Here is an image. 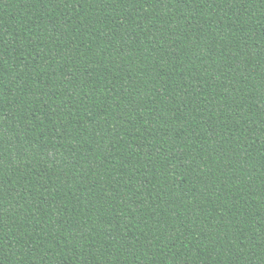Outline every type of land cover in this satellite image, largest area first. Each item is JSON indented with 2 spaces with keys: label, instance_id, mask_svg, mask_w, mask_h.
Segmentation results:
<instances>
[{
  "label": "trees",
  "instance_id": "1",
  "mask_svg": "<svg viewBox=\"0 0 264 264\" xmlns=\"http://www.w3.org/2000/svg\"><path fill=\"white\" fill-rule=\"evenodd\" d=\"M0 264H264V0H0Z\"/></svg>",
  "mask_w": 264,
  "mask_h": 264
}]
</instances>
